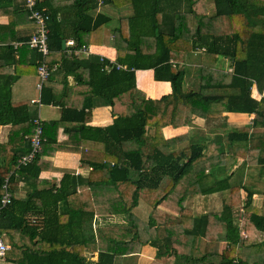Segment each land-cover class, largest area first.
Here are the masks:
<instances>
[{"label": "trees", "instance_id": "trees-1", "mask_svg": "<svg viewBox=\"0 0 264 264\" xmlns=\"http://www.w3.org/2000/svg\"><path fill=\"white\" fill-rule=\"evenodd\" d=\"M36 1L50 17L51 66L58 63L75 73L91 103L88 110L100 99L111 108L114 123L87 127L91 113L68 107L59 121L42 122L35 161L17 168L33 149L35 125L28 106L11 100L13 68L19 72L21 66L14 43L23 39L16 36L13 18L21 11L6 5L0 11L10 19L0 28L5 44L0 47V126L10 125L11 131L0 143V197L8 177L13 192L21 181L32 188L26 199L14 197L0 216V237L11 246L8 262L125 264L126 257L150 247L155 257L150 264H166L160 260L172 256L174 264H264V250L255 252L264 247V201L262 206L256 202L257 195L264 197V98L252 96L254 86L264 92V0H103L133 9L113 32L116 63L94 56L81 60L62 49L67 9L75 16V48L96 42L95 35L102 38L111 19L92 16L97 0ZM23 11L28 16L25 5ZM35 52L37 69L41 55ZM195 59L201 64L193 68ZM224 59L229 69L221 65ZM137 70H154L155 80L170 82L172 93L148 98L137 86ZM191 77L195 89L187 87ZM41 100L49 102L44 91ZM56 100L51 90V104ZM226 113L254 117L252 124L212 140L163 134L168 126H191L194 118L227 127ZM67 123L73 124L70 137L60 143L59 127ZM188 140L189 146L174 149ZM50 147L52 154H80L82 166L90 169L88 178L66 174L59 187L39 189L41 158ZM217 157L224 163L212 165ZM240 159L238 171L227 176ZM224 192L229 196L222 197L219 210L194 214V197ZM239 207L241 220L233 213ZM96 215L122 217L125 223L95 228ZM90 253H98L96 262L88 260Z\"/></svg>", "mask_w": 264, "mask_h": 264}, {"label": "crops", "instance_id": "crops-1", "mask_svg": "<svg viewBox=\"0 0 264 264\" xmlns=\"http://www.w3.org/2000/svg\"><path fill=\"white\" fill-rule=\"evenodd\" d=\"M2 3V7H0V11H4L3 9L6 8V5L12 6L21 13L14 15V21L16 22V36L23 39L21 41H17L14 43L15 50L21 51L18 54V58L21 60V66L19 72H17V68H13V75L15 80L11 84V96L12 102L16 105L26 104L28 106L29 111L31 112L33 121L35 122L36 119H41L43 124L51 123L52 121H59L63 115V111L67 110L68 107L77 108L78 113H82L80 110L84 108L83 115L87 113H91V120L86 122L87 127H98V128H106L114 123V117L111 113V108L109 106H104L100 99H94V105L91 111L88 110V107L91 105L90 101L87 98L85 88H80V85L77 82L76 74L75 73H66L63 69H59V64L56 63L53 66L57 67V70L52 74V77L44 84L41 92V98L44 91L46 98L49 100L48 103H43L41 100V106L37 104H33V100H37L39 98V91L37 88L38 85V76H37V69L34 66L36 63V59L38 57L37 53L26 46L24 43L31 37V35L35 32V25L29 21V17L26 16L24 10V5L26 0H0ZM60 3L68 2L71 0H57ZM98 6L94 9L91 13L94 18L98 15H104L105 17H109L111 22L104 28V32L102 33V38L99 36L94 37L96 42L90 43L82 48H75V37L74 32L72 30V24L75 22L74 12L71 9H67L65 11V32L67 33V38L63 41H66V46L62 49L67 52L68 55L75 53L81 60L89 59L91 56L105 58L109 60L111 63H116V50L112 46V40L114 38V30L118 28L119 21L121 18L129 17L133 13V9L131 6H124L118 8L113 4H106L103 0H97ZM209 12H211L212 4L209 2L208 5ZM0 16V28H4L9 24V16L6 14H1ZM59 16L64 18L62 13H59ZM14 32V31H13ZM100 34V33H99ZM87 39V37H85ZM102 41L100 43L98 41ZM26 40V41H24ZM62 41V42H63ZM5 45V44H2ZM0 43V47L2 46ZM203 51L197 52L200 54ZM196 54V53H195ZM51 65V55L49 58ZM197 60V59H195ZM193 61L194 67H199L200 64L198 62ZM197 64H195V63ZM228 66L230 65L227 59H224ZM221 65L223 66V63ZM227 66V67H228ZM224 67V66H223ZM142 73V77H139V74ZM136 80L137 86L140 90H142L148 98L151 99H160L161 97L171 94L172 93V86L170 82H163V81H156L154 77V70H137L136 71ZM194 80L193 77L187 79V87L190 86L189 81ZM142 85L145 87L141 86ZM194 86L195 84L192 83ZM51 90H53L56 94V101L57 104H51ZM252 96L256 100H261L264 98V92L258 91L257 87L254 86L252 89ZM75 114H72L74 117ZM223 116L227 117V127H217V120H203L200 118H194L191 126H183L174 128L173 126H168L163 129V134L165 138L171 139L174 137H178L181 135L189 136L191 141L196 142L200 139L198 136V132L196 130H222L224 132L227 128H230V121L232 118L234 120H249L246 124H252V120L254 115L249 114H241V113H226ZM243 124V123H242ZM245 124V125H246ZM76 125V124H74ZM245 125H242L244 127ZM241 126V125H240ZM238 126L239 128H242ZM69 128L68 132L65 131V128ZM73 127V124H63L59 127L57 133L58 142L66 141L70 137V128ZM261 129L257 128V132ZM11 131V126H0V143H6L8 141V137ZM50 138H51V127L48 129ZM221 132L215 133L223 134ZM190 140L186 141L185 143L175 147L174 149L184 148L190 145ZM57 148V147H56ZM51 147L45 153V156L41 158L42 163L40 165L43 166V170L39 176V182H37L38 188L48 189L52 185H56L59 187L63 177L68 174L72 176H82L84 178H88L90 174V169H87L82 166L81 163V155L74 152H66V151H57L54 154L51 153ZM223 159V161H222ZM212 165L223 164L225 159L222 158H212L211 160ZM242 160L240 159L237 164L231 169V171L227 174L231 175L233 172L238 171ZM222 177H226L223 175ZM36 184V183H35ZM32 191V188L29 186L28 183L21 181L17 184L16 189L14 190V197L17 199H26L27 195ZM225 194L229 196L228 193L224 192L223 195H212V196H196L193 198L199 199L202 204L201 210H219L221 205H217L221 201L222 197ZM258 195L256 196V200L258 199ZM263 197V196H262ZM264 198V197H263ZM190 201V203H191ZM264 201V199H263ZM195 203V202H193ZM263 204V203H262ZM199 205V204H198ZM201 206V205H200ZM196 208V205H195ZM206 212H199L198 214H202ZM125 220L122 217H109V216H100L96 215L94 221V227H105V226H114L119 224H124ZM258 251L264 250L263 246H258ZM154 252L150 247H145L142 254L133 255L126 257L124 263L125 264H150L155 260L153 256ZM88 260L92 262H96L98 260V253H90L88 254ZM170 260V261H169ZM166 264H174L175 258L174 256L169 258H163L160 260ZM9 264H14L9 262Z\"/></svg>", "mask_w": 264, "mask_h": 264}, {"label": "built area", "instance_id": "built-area-1", "mask_svg": "<svg viewBox=\"0 0 264 264\" xmlns=\"http://www.w3.org/2000/svg\"><path fill=\"white\" fill-rule=\"evenodd\" d=\"M25 9L28 12L29 19L35 25V32L24 44L41 55V61L37 67V76L39 80L37 88L39 91V98L37 100H33L32 103L41 106V92L43 90V86L57 70L56 66H51L47 62L50 55V30L48 27L50 17L44 10L38 9L36 0H26ZM204 50L205 49H203V51ZM118 68L125 69L126 67L118 65ZM34 125V136L31 139L33 149L30 154L24 155L18 160L17 168L33 163L36 159V153L41 149L43 139V125L41 119H36ZM2 191L3 194L0 197V216L2 210L11 205L14 200V192L11 189L9 177L4 180ZM10 250V244L4 240L3 237H0V264H9L7 254Z\"/></svg>", "mask_w": 264, "mask_h": 264}, {"label": "rangeland", "instance_id": "rangeland-1", "mask_svg": "<svg viewBox=\"0 0 264 264\" xmlns=\"http://www.w3.org/2000/svg\"><path fill=\"white\" fill-rule=\"evenodd\" d=\"M176 3H181V2H176ZM196 62H198V60H195ZM195 63V62H194ZM223 63H225V62H223ZM192 65H193V63H191ZM195 64H197V63H195ZM198 64H200L199 62H198ZM223 66L226 68V69H229V66L225 63V64H223ZM228 66V67H227ZM195 68V67H194ZM193 83V80H190L189 81V84H190V86L188 87V88H193V89H195V86L192 84ZM196 88H197V85H196ZM249 122V120H244V118H243V120L241 121V120H234V118H232V121H230V125H229V127L230 128H227L224 132H221L222 130H209V131H206V130H196V132H198V136L199 137H202V138H206V137H208L209 138V140H212L214 137H215V133H218V132H221V133H225V132H228V131H230V130H234V129H238L239 127L238 126H240V127H242V125H245L246 124V122ZM243 123V124H242ZM246 125H249V124H246ZM245 125V126H246ZM208 141V140H207ZM222 161H223V159H222ZM222 177V176H221ZM226 197H228V195H226ZM263 197L262 196H259L258 197V199L256 200V202L258 203L257 205H259V206H262V203H263ZM193 200V199H192ZM199 200V199H198ZM197 199H195L194 201H191V203H190V207L193 209V211H194V214L195 215H199L198 213L199 212H208L207 210H201L202 208V204H200L201 203V201H198ZM193 202H195V203H193ZM199 204V205H198ZM195 205H196V208H195ZM201 205V206H200ZM217 205H221V201L219 202V203H217ZM215 210V209H214ZM233 213H234V217L236 218V219H238V220H241V218H243V210H242V208L241 207H239V208H236V209H234V211H233ZM249 251V250H248ZM247 251V252H248ZM253 251V250H252ZM256 251H258V248L257 249H255V252ZM170 261V260H169Z\"/></svg>", "mask_w": 264, "mask_h": 264}, {"label": "water", "instance_id": "water-1", "mask_svg": "<svg viewBox=\"0 0 264 264\" xmlns=\"http://www.w3.org/2000/svg\"><path fill=\"white\" fill-rule=\"evenodd\" d=\"M62 44H63V47H65L66 46V41H63Z\"/></svg>", "mask_w": 264, "mask_h": 264}]
</instances>
